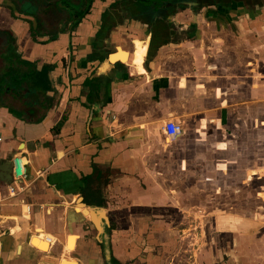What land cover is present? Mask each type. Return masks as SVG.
I'll return each mask as SVG.
<instances>
[{"label":"crops","instance_id":"0c3cea01","mask_svg":"<svg viewBox=\"0 0 264 264\" xmlns=\"http://www.w3.org/2000/svg\"><path fill=\"white\" fill-rule=\"evenodd\" d=\"M38 3L0 0V73L29 74L0 96V264H264V0L152 19ZM200 207L193 254L174 256Z\"/></svg>","mask_w":264,"mask_h":264},{"label":"trees","instance_id":"16d2710c","mask_svg":"<svg viewBox=\"0 0 264 264\" xmlns=\"http://www.w3.org/2000/svg\"><path fill=\"white\" fill-rule=\"evenodd\" d=\"M11 1V0H9ZM24 1V0H22ZM26 1V8H30L32 11L37 10L38 7H39V3L40 0H25ZM95 0H62L63 4L64 5H67L68 7L71 8V10L73 11L75 17L77 19H81L83 15H85L86 13L89 12L90 8H91V5L92 3L94 2ZM137 1H144V0H137ZM193 2H195L198 6V8H203V7H207V6H211V5H214L216 4L217 2H220L221 0H191ZM29 6V7H28ZM144 11V9H142ZM174 9L173 7H166L164 5L161 6V8L157 9V10H154L152 11L151 13L148 14V16H146V18L148 19H152L154 17H168L169 15L173 14L174 12ZM159 22L160 21H164V20H160V19H157ZM9 40V39H8ZM6 39L5 41V46L8 47V50L10 49L11 52H9V54L5 55V59H6V62L8 63V65H12L13 64V61L16 59V53L11 55L10 56V53H12V51L14 49V45H13V41L9 40L8 41ZM16 52V51H15ZM11 67V66H10ZM12 69H9L7 70V73H0V96L2 95V93L5 91H8L10 89H14V90H18L22 80H25L27 81V76H29V74H26L25 75V78L22 77L24 72H22L21 69H17V68H13L11 67ZM35 75H38L37 76V79L41 84L44 80H46V72L45 70H42L40 73L38 72H34ZM30 76H33L34 79L36 78L34 75H31Z\"/></svg>","mask_w":264,"mask_h":264},{"label":"rangeland","instance_id":"374dc122","mask_svg":"<svg viewBox=\"0 0 264 264\" xmlns=\"http://www.w3.org/2000/svg\"><path fill=\"white\" fill-rule=\"evenodd\" d=\"M221 1H227V0H221ZM181 10L182 11H184V10H191V11L200 10V11H204L205 9H201V8L200 9H196V7L194 8L192 6L191 7L185 6V8L178 7V8L175 9L176 12H179ZM247 182H250V181H246L245 183H247ZM258 185H259L258 183L254 184V186H256V187ZM234 187H236L235 183H234ZM261 196L263 197L262 199L261 198L260 199H258V198H256V199L254 198L253 199L252 198L250 202L252 204H260V205L263 204L264 203V194H262ZM245 198H246V195H244V200H245ZM203 199H204V197H201L202 201H203ZM218 199H219V202H221V203L222 202L223 203H228V204L229 203L234 204V202L238 203V204H242L243 203V202H241L242 197L235 196V195L229 196V197H218ZM204 200H207V198H205ZM196 203L198 204L199 201L196 200ZM200 203H201V201H200ZM203 208H205V209H203ZM203 208L202 207L199 208L200 212H198V214H196V216L194 214H192L189 217H187V221H186V224H184V226H181L179 228H174L173 229V231H175V232L179 231L176 234L177 238L175 236H173V234H169V235L172 236V238L174 239V241H175V243L177 245V250L175 251L174 256H177V254H181L182 250L183 251L186 250L187 251L186 254L189 253L188 255L193 254V250L191 248L192 246H191L190 242H192L193 239L196 240V239H199V238L202 237V233H203L202 228H204V226H205L204 217L206 215V208L207 207H203ZM219 208H222L225 211L228 210V209L229 210L231 209V207H219ZM261 208L263 209L264 207H261ZM189 210H188V213H190ZM233 211H235V210H233ZM203 237H204V235H203ZM177 239L180 240V241H177ZM182 253H185V251L182 252ZM186 254H184L183 258H185ZM174 261L176 262L177 259H175Z\"/></svg>","mask_w":264,"mask_h":264},{"label":"flooded vegetation","instance_id":"af4514ba","mask_svg":"<svg viewBox=\"0 0 264 264\" xmlns=\"http://www.w3.org/2000/svg\"><path fill=\"white\" fill-rule=\"evenodd\" d=\"M129 2L133 4L137 3L140 8L144 9V11L149 13L161 8L162 5L166 7H173L174 11L178 7L185 8V6H189V7L192 6L198 8L197 4L191 0H144L143 2L142 1L139 2L137 0H129Z\"/></svg>","mask_w":264,"mask_h":264},{"label":"built area","instance_id":"2783aa9c","mask_svg":"<svg viewBox=\"0 0 264 264\" xmlns=\"http://www.w3.org/2000/svg\"><path fill=\"white\" fill-rule=\"evenodd\" d=\"M182 126L181 124L177 123L176 121H168L164 125V132L168 137H176L179 133H181ZM20 169L17 171V165L13 167V176L15 179H18L23 176V165L20 164V161H18ZM13 191V189H12Z\"/></svg>","mask_w":264,"mask_h":264},{"label":"water","instance_id":"95a60500","mask_svg":"<svg viewBox=\"0 0 264 264\" xmlns=\"http://www.w3.org/2000/svg\"><path fill=\"white\" fill-rule=\"evenodd\" d=\"M108 60H109V61H112L111 56L108 57ZM19 169H20V166H19V164H18V165H17V171H19ZM11 178H12V172H11ZM92 215H93L94 222H95L96 224H98V220H97V218L94 216V214H92Z\"/></svg>","mask_w":264,"mask_h":264},{"label":"bare ground","instance_id":"6f19581e","mask_svg":"<svg viewBox=\"0 0 264 264\" xmlns=\"http://www.w3.org/2000/svg\"><path fill=\"white\" fill-rule=\"evenodd\" d=\"M111 59H112V57H111ZM112 61H113V59H112ZM34 242H35L36 244L39 243L41 248H44V247H45V245H44L43 242L40 243L38 240H34Z\"/></svg>","mask_w":264,"mask_h":264}]
</instances>
